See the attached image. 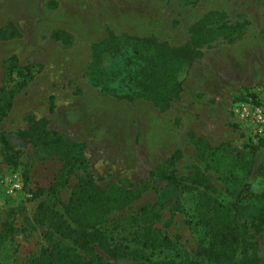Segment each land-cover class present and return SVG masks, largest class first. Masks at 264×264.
<instances>
[{"label":"rangeland","instance_id":"374dc122","mask_svg":"<svg viewBox=\"0 0 264 264\" xmlns=\"http://www.w3.org/2000/svg\"><path fill=\"white\" fill-rule=\"evenodd\" d=\"M7 22L16 26L19 36L0 41V87L3 64L10 56H16L22 65L31 64L41 70L15 96L12 110L0 121V131L20 149L28 146L17 135L26 128L24 117L29 113L51 116L47 112L49 95L55 97V102L77 101L83 92L89 95L98 91L86 77V68L91 45L107 35L152 37L170 47H182L192 35L205 30L234 29L228 30L232 32L230 37H219L198 49L194 63L184 68L178 103L159 114L147 105L156 114L157 124H151L154 120H135L134 130L129 125V134L120 136L122 154H107L113 160L111 165L102 174H93L101 186L124 180L135 186L148 182L137 201L108 215L102 225L107 244L118 255L104 259L103 264H145L142 257L155 263L206 264L196 256L197 245L205 237L194 220L198 192L181 194V211H174L172 202L158 211V192L164 183L149 181L148 173L180 150L176 175L185 180L198 176L199 182H208L222 201L230 200L244 183L251 185L254 194L262 193L264 186L256 171L264 166V153L255 150L251 125L235 111L239 105L251 102L264 106L257 96L264 88V0H0V27ZM56 29L70 35L69 44L51 37ZM83 105L75 104V108ZM135 107L92 104L91 110H97L102 119L99 136L108 148L116 142L117 131H123L122 116L131 115ZM154 127L159 130L158 137ZM138 128L143 131L141 140ZM189 132L210 145L214 153L200 158ZM168 139L175 142L171 148L164 147ZM59 167L55 161L36 160L31 180L25 184L21 171L8 167L0 151V232L6 222L13 228L12 235L0 246V264H27L40 252L47 226L34 221L42 199L34 193L37 187L49 186ZM76 183V177L71 176L59 190L61 203L67 202ZM57 209L62 211L60 203ZM253 241L257 244L258 264H264V226Z\"/></svg>","mask_w":264,"mask_h":264},{"label":"trees","instance_id":"16d2710c","mask_svg":"<svg viewBox=\"0 0 264 264\" xmlns=\"http://www.w3.org/2000/svg\"><path fill=\"white\" fill-rule=\"evenodd\" d=\"M228 30L234 31L230 27H217L194 34L182 47H170L152 37L139 39L109 34L91 45L86 77L102 95L128 102L144 99L163 113L173 102L181 99L184 68L194 63L198 49L219 37H230L232 32ZM18 36L19 31L12 22L0 27V41ZM51 37L63 44L70 43V35L62 30H54ZM3 70L0 121L12 110L15 96L41 71L31 64L22 65L14 55L4 61ZM79 94L76 92V95ZM55 107V97L49 95V115L54 113ZM24 121L26 128L17 131V135L27 142V149L13 146L6 133L0 131L2 161L8 167L19 169L25 184L31 180L34 161L50 160L60 165L49 186L35 190L34 197L42 199L36 207L34 221L46 225L47 229L42 236L43 247L27 264H103L106 258H117V252L107 244L102 225L108 215L137 201L148 182L135 186L124 180L101 186L89 170L84 143L72 141L64 133L51 129L46 117L29 113ZM188 137L200 158L206 159L214 153L215 150L193 132H189ZM205 148L210 152L207 153ZM255 150L264 153V132L256 136ZM181 157V151L175 150L148 173L149 181L164 183L158 192V211L171 202L174 211H181V194L197 191L194 220L205 235L196 249V256L202 259L201 262L258 264L255 253L257 244L253 240L263 231L264 187L262 193L256 195L251 185L244 183L230 200L224 202L208 182H199L198 176L185 180L176 175L175 168ZM77 172L81 175H77ZM256 175L262 179L264 186V166L258 168ZM71 176L76 177L77 183L67 202L61 203L59 190L68 184ZM59 203L62 211L57 209ZM12 233V225L4 223L0 232V246ZM142 258L145 264H168Z\"/></svg>","mask_w":264,"mask_h":264},{"label":"crops","instance_id":"0c3cea01","mask_svg":"<svg viewBox=\"0 0 264 264\" xmlns=\"http://www.w3.org/2000/svg\"><path fill=\"white\" fill-rule=\"evenodd\" d=\"M178 101L173 102L172 104H176ZM56 107L54 113L48 117L52 129L64 133L67 135L72 141L84 143L85 148V158L88 161L89 170L92 174L100 175L103 173L104 168L107 165H111L113 160L111 158H107L106 155L113 154H122L120 150V136H125L129 134V130L131 126V130H134L132 125L134 126L135 120L143 121V122H151L154 120L155 122L151 123L157 124L156 114H154L151 110L155 109L156 113L159 112L151 102L146 100H135L133 102H128L125 100H116L114 98L103 96L99 91L94 94H85L83 92L82 98L80 100H63L61 102H55ZM75 104H84L81 108H75ZM92 104H135L136 107L131 113V115L122 116V125L123 131H117L115 136V143H113L109 148L106 144L103 143L100 134L101 128V117L98 118L97 110L94 112L91 110ZM137 104H139L137 106ZM145 108V109H143ZM170 108L167 110L169 111ZM164 112V113H167ZM99 126V127H98ZM153 128V126H151ZM153 133L156 137L159 136V130L154 127ZM141 134L143 131L141 129H137L138 140H141ZM134 137V136H133ZM165 146L167 148H171L174 146V140L168 139L165 142ZM106 145V146H105ZM171 146V147H170ZM173 150V149H172Z\"/></svg>","mask_w":264,"mask_h":264},{"label":"built area","instance_id":"2783aa9c","mask_svg":"<svg viewBox=\"0 0 264 264\" xmlns=\"http://www.w3.org/2000/svg\"><path fill=\"white\" fill-rule=\"evenodd\" d=\"M259 96L261 104H264V88L259 89ZM235 115L239 116L241 120L249 123L253 129L255 136H261L264 132V106L255 104L253 102L245 105L241 104L236 107ZM18 188V184L13 186Z\"/></svg>","mask_w":264,"mask_h":264}]
</instances>
